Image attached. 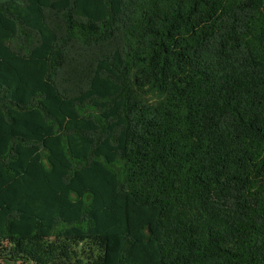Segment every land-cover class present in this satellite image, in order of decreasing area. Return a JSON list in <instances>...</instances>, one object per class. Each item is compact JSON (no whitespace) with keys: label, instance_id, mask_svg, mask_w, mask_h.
Listing matches in <instances>:
<instances>
[{"label":"trees","instance_id":"obj_1","mask_svg":"<svg viewBox=\"0 0 264 264\" xmlns=\"http://www.w3.org/2000/svg\"><path fill=\"white\" fill-rule=\"evenodd\" d=\"M264 264V0H0V264Z\"/></svg>","mask_w":264,"mask_h":264},{"label":"rangeland","instance_id":"obj_2","mask_svg":"<svg viewBox=\"0 0 264 264\" xmlns=\"http://www.w3.org/2000/svg\"><path fill=\"white\" fill-rule=\"evenodd\" d=\"M7 264H27V263H24V262H18V263L9 262Z\"/></svg>","mask_w":264,"mask_h":264}]
</instances>
